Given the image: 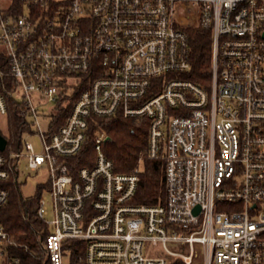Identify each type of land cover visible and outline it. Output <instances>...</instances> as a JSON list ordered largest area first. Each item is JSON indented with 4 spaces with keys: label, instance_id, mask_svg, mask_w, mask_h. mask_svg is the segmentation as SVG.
I'll return each instance as SVG.
<instances>
[{
    "label": "built area",
    "instance_id": "built-area-1",
    "mask_svg": "<svg viewBox=\"0 0 264 264\" xmlns=\"http://www.w3.org/2000/svg\"><path fill=\"white\" fill-rule=\"evenodd\" d=\"M193 29L210 32L206 85L185 77ZM0 52V212L22 160L48 169L45 264H264V0H0ZM118 114L149 121L165 204L132 202L140 168L115 171L105 131L77 167L90 119ZM8 238L0 220V264H20Z\"/></svg>",
    "mask_w": 264,
    "mask_h": 264
},
{
    "label": "trees",
    "instance_id": "trees-1",
    "mask_svg": "<svg viewBox=\"0 0 264 264\" xmlns=\"http://www.w3.org/2000/svg\"><path fill=\"white\" fill-rule=\"evenodd\" d=\"M191 38L192 72L185 75L192 81L206 85L211 75V38L209 31L193 29ZM4 55L0 52V65H3ZM90 83V82H89ZM88 83L77 88V95ZM74 99V98H73ZM72 102L60 110L54 121L60 127L65 123ZM9 141L20 138L21 119L16 110L10 109ZM149 121L147 119L125 118L118 114L109 119L92 117L88 130V138L82 154L76 158L77 167L91 166L94 161V140L98 132L105 131L112 141L105 144L104 150L114 163L115 171L128 174L140 168V182L132 202L139 205H163L167 199L165 179V165L161 160H152L146 157L148 149ZM143 159L140 162V158ZM10 196L8 203L0 212V220L9 234L6 246V259L18 258L20 264H45V256L41 242L48 235V228L44 221L38 217L40 198L45 187H40L37 193L30 198L23 196L16 176L5 183ZM76 246L77 241H70ZM74 250V255L83 252Z\"/></svg>",
    "mask_w": 264,
    "mask_h": 264
},
{
    "label": "rangeland",
    "instance_id": "rangeland-1",
    "mask_svg": "<svg viewBox=\"0 0 264 264\" xmlns=\"http://www.w3.org/2000/svg\"><path fill=\"white\" fill-rule=\"evenodd\" d=\"M48 109L49 107L46 108V110ZM42 122L44 123V119H42ZM0 129L4 134H6L8 131L6 121L3 117H0ZM26 140L32 143L37 151L41 149L39 141L35 136L28 135L26 137ZM49 180H50V175L46 167H43L37 170L36 172H31L28 169H26V160L21 161L18 183L20 186V191L23 194V196L27 198L33 197L37 193L40 187H45L49 184ZM43 193H46V189H44ZM47 204L50 206V201H48ZM50 217L52 216H49L47 218L49 219ZM50 229L52 230L53 228L51 227ZM154 250L155 249L150 248L149 252H153ZM146 251L148 250L146 249ZM65 262L67 263L68 261L66 260Z\"/></svg>",
    "mask_w": 264,
    "mask_h": 264
},
{
    "label": "water",
    "instance_id": "water-1",
    "mask_svg": "<svg viewBox=\"0 0 264 264\" xmlns=\"http://www.w3.org/2000/svg\"><path fill=\"white\" fill-rule=\"evenodd\" d=\"M111 141H112L111 137L106 138V142H111ZM6 144H7L6 139L0 136V149H4Z\"/></svg>",
    "mask_w": 264,
    "mask_h": 264
}]
</instances>
